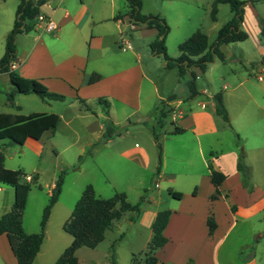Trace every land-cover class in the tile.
Returning <instances> with one entry per match:
<instances>
[{
  "label": "crops",
  "instance_id": "crops-1",
  "mask_svg": "<svg viewBox=\"0 0 264 264\" xmlns=\"http://www.w3.org/2000/svg\"><path fill=\"white\" fill-rule=\"evenodd\" d=\"M249 6L252 7L250 9L255 8L248 4L245 15ZM10 10L7 0H0V26L13 27L15 20L10 17ZM40 10L51 16L59 29L47 33L33 27L31 31L20 34L17 38L18 62L13 64V69L24 77L43 81L51 91L65 95L66 99L75 98L78 104L64 106L61 113L53 111V104H45L47 106L44 109H33L28 113L19 112L22 106L17 100L18 95L34 94L16 93L13 101H10L9 94L14 86L8 73H0V109L6 113L24 115L57 113L62 118L61 125L66 120L64 112L73 109L83 114L84 108L90 110V103L102 105L98 99L103 97L110 103L107 118H111L116 125L119 123V114H122V118L129 121L138 115V122L148 126L155 121L154 114L159 104H165L171 109L168 115L172 116L175 126L185 129L184 133L173 136L188 134L190 137L173 140L168 149L162 148V164L158 171L160 182L156 183L159 186V198L150 197L153 202L151 207L144 205L138 213L137 221L130 217V226L137 224L148 229L144 243L145 248H148L157 213L164 209L172 211L164 231L168 242L155 251L157 264H261L258 250L264 245V217L261 216L264 212V43L261 40L264 21L257 20L256 25L246 31L249 35L246 40L221 46L225 61L217 60L209 64L205 71L198 67L192 69L197 80L211 73L218 63H231L229 73L218 76L224 80L220 92L229 113V124L216 112L214 96L218 93L217 87L213 88V92L206 88L198 89L199 94L194 98H188V84L187 91L181 96L174 92L161 94L158 85L143 66V56L156 39L158 31L146 26H135L126 15V0H44ZM142 12L160 15L171 24L164 11L144 9V0ZM33 29L36 32L31 39H22L29 36ZM138 33L145 40V51L137 42ZM3 38L0 58L5 52L6 37ZM238 62L240 68L233 66L232 63ZM93 73L99 74L100 80L89 84L87 80ZM186 75L189 81L192 78L191 72ZM2 95H5L4 104L13 110L1 108ZM250 112L257 116L262 114V119L245 127L246 131L234 126V122L243 115L248 118ZM71 119L66 122L71 123ZM103 126L98 125V129L101 130ZM229 129L236 138L231 137L228 148L221 149L219 146L223 139L218 135ZM164 132L168 134L169 131ZM237 134L245 138L244 161L250 170L249 186L243 184L238 170L242 150L236 141ZM115 140H105L103 146L109 147ZM5 142L1 141L0 145ZM119 154L142 169H151V155L146 146L136 143L135 146L122 148ZM5 156V166L13 169L7 164L6 153ZM179 163L182 168L178 167ZM197 164L200 167L195 168ZM212 169L227 175L219 186L220 195L217 199L211 198L216 192L210 178ZM32 176L27 174L26 180L31 182ZM1 185V196L5 201L0 202V217L15 202V188L12 186L14 190H10ZM54 186L55 183L52 189ZM161 188L181 192L183 196L176 199L169 193L164 199ZM164 200L167 205H164ZM210 214L217 223L212 234L207 223ZM70 215L63 218L62 225ZM123 217H127L126 214ZM23 226L27 233H37L35 229L27 228L24 221ZM47 237L46 233L45 239ZM117 246L115 253L118 264ZM131 252L135 256V252ZM41 253L39 251L37 254L35 264H39ZM0 254L10 259L14 256L6 234L0 236ZM135 263L146 264L145 258L133 260ZM94 264L110 262L108 259L107 262L98 261Z\"/></svg>",
  "mask_w": 264,
  "mask_h": 264
},
{
  "label": "rangeland",
  "instance_id": "rangeland-1",
  "mask_svg": "<svg viewBox=\"0 0 264 264\" xmlns=\"http://www.w3.org/2000/svg\"><path fill=\"white\" fill-rule=\"evenodd\" d=\"M213 1L144 0V9L164 11L169 17L171 24H169L170 32L167 36L166 46L170 57H178L180 54L179 44L198 30H202L208 35L210 44L216 40L218 30L231 18L232 12L229 4L221 3L218 5L217 20L214 21L211 16ZM18 4L19 0H7L8 9H11V19L15 20L16 18ZM254 6V9H250L252 8L250 6L249 9L247 8L243 24L245 31L251 30L256 25L257 20L264 21V2H258ZM11 28L12 26H0V44ZM35 32L36 30L33 29L29 36H24L22 39H31ZM140 36L138 33L137 42L144 47L145 51V44L143 45L145 40ZM261 40L264 43L262 35ZM233 49L236 50V47L234 46ZM145 53L143 66L158 85L161 94L174 92L179 96L183 95L187 91L189 76L181 77L177 68H168L163 56L154 55L150 47H148V51L146 49ZM230 64L218 63L211 73L200 76L196 80L198 89L206 88L213 92V88L217 87L219 93L224 80H220L218 76L229 73L232 66ZM232 64L239 66V62ZM18 96L17 100L22 106V110L19 112L22 113H28L33 109H44L47 106L45 104H53V111L61 113L64 106H76L78 104H76L75 98L70 97L65 101L46 103L37 95ZM1 97V108L13 110L12 107L4 104L5 95ZM71 101L75 103L72 105ZM90 104H92L90 110L86 111L84 108L83 114L74 112L73 109L64 112L66 120L60 125V128H57L54 133L49 132L40 141L29 140L24 145L9 144L5 149L7 164L13 169H22L27 174H38V182L32 184V190L23 213V221L29 229L40 231V223L44 209L50 201L52 186L63 175L62 191L58 203L52 208L46 228L48 237L44 239L41 246L40 251L42 253L38 260L39 264H53L72 243L73 237L64 231L62 221L64 217L72 213L87 185H93L96 194L104 198L112 197L116 192H124L130 203L136 204L141 201V208L144 205L151 207L153 202L150 197L159 198V186L156 183L160 182L158 168L159 166L161 168V165H159V148L153 136V127L159 136L162 148L168 149L173 140L190 137L188 134L181 136L165 134L164 131L174 129L175 124L172 122V116L168 115L171 109L161 103L159 110L154 114L155 121L152 125L146 126L138 122V115L131 117L129 121L123 119L122 114H119L117 127L120 135L115 137L116 140L109 147L103 146L105 141L103 132L109 119L106 108L96 103ZM162 111L168 115L163 129L159 125ZM259 115L257 116L256 113L253 114L252 112L249 113L248 118L243 115L244 117L234 122V126L241 131H246L245 127L247 128L251 123L262 119V114ZM70 119L72 120L71 123L66 122ZM102 124L105 126L99 130L98 125L101 126ZM218 136L223 139V143L219 146L221 149L228 148L231 137L236 138L230 129ZM244 140L243 137L240 141L238 137L236 140L242 151H245ZM136 143L146 146L150 152L151 169L148 171L119 154L122 148L135 146ZM175 165L177 164L175 163ZM178 167L182 168V164L179 163ZM197 167H200L199 164L195 166V168ZM1 187L14 190L12 186L5 184H2ZM1 194L0 192V196ZM161 195L164 199L169 196L168 188H161ZM1 201H5L2 196L0 197ZM165 202L166 200H164ZM164 205H167V202ZM139 212H127V217H122L116 221L117 227L114 228V225L112 229L108 230L105 239L96 248H79L76 255L81 264H94L98 261L107 262L111 245L114 242H116V246L119 245L118 264H133V257L138 260L145 258L147 248H145L144 243L148 229L137 224L133 226L129 224L130 217L137 221ZM261 216L264 217V212ZM122 235L123 238H121ZM131 251L135 252V256ZM258 255L259 261L264 264V245L259 248ZM11 258L0 254V264H17L15 257L12 256Z\"/></svg>",
  "mask_w": 264,
  "mask_h": 264
},
{
  "label": "trees",
  "instance_id": "trees-1",
  "mask_svg": "<svg viewBox=\"0 0 264 264\" xmlns=\"http://www.w3.org/2000/svg\"><path fill=\"white\" fill-rule=\"evenodd\" d=\"M264 0H214L212 4L211 16L217 20L218 5L227 3L230 5L233 16L224 23L218 30L216 40L210 44L208 35L202 30L194 32L190 37L181 42L178 46L179 56L172 58L168 55L166 40L170 32V26L166 19L160 15L144 14L142 12L143 0H126V15L135 26H146L147 28L157 29L158 35L151 42L150 49L154 55L163 56L168 68H177L179 76L183 77L191 72L192 78L188 81V98H194L199 94L196 84V73L193 68L198 67L205 71L209 64L217 60L225 61V55L221 46L233 42L244 41L249 35L243 29L245 12L248 4L255 5ZM44 0H19L16 10L14 25L5 39V52L0 59V73H8L14 90L9 94V100L13 101L16 93L34 94L47 101H64L66 96L54 91L41 80L28 78L18 74L13 69V64L18 62L17 38L20 34L29 32L33 28L34 21L41 13L40 7ZM120 17V15H119ZM261 35L264 37V22L261 28ZM264 60V57H263ZM100 75L93 73L87 80L89 84L100 80ZM216 112L230 124V117L224 104L222 92L214 96ZM84 103L85 101L81 99ZM98 102L106 108L109 115L110 103L101 97ZM159 110V108H158ZM167 113L162 111V118L159 120L161 128L164 126ZM61 116L57 113H32L30 115L6 113L0 109V184L11 185L15 188V202L12 208L0 217V236L6 234L17 264H35V258L44 242L47 223L49 221L52 208L59 200L63 175L56 181L50 195V201L44 209L40 223V231L37 233H27L23 226V213L27 205L32 184L38 182V174H33L32 181L26 180L27 173L22 169H10L5 166V149L9 144L18 143L24 145L27 139L41 140L47 132L54 133L61 123ZM153 127V136L159 148V165L162 164V145L159 136ZM185 129L175 126L167 132L169 135H180ZM104 139L108 140L120 135L117 125L111 118L105 126L103 132ZM238 140L240 136L237 134ZM245 153L241 152L238 161V170L242 176L243 184L249 186L250 170L246 165ZM160 170V166L158 171ZM211 182L216 187V192L212 194V199H217L220 195L219 186L226 180L227 175L211 170ZM169 193L176 199H181V192L169 190ZM196 193V190L194 191ZM141 201L132 204L124 192H116L112 197L104 198L96 194L93 185H87L82 196L77 201L70 217L63 225L65 232L73 237L72 243L68 246L60 257L53 264H81L76 252L81 247L96 248L106 236L108 230L112 229L116 221H119L127 212H139ZM172 211L169 209L160 210L153 223V236L148 245L145 263L157 264L158 258L155 251L164 247L168 238L164 231L169 223ZM209 232L212 234L217 223L212 214L207 220ZM116 242L111 245L109 262L117 264ZM133 260H136L134 257ZM136 264V263H135Z\"/></svg>",
  "mask_w": 264,
  "mask_h": 264
},
{
  "label": "built area",
  "instance_id": "built-area-1",
  "mask_svg": "<svg viewBox=\"0 0 264 264\" xmlns=\"http://www.w3.org/2000/svg\"><path fill=\"white\" fill-rule=\"evenodd\" d=\"M33 27L47 33H54L59 29L57 22L51 16L43 13L38 15L34 21Z\"/></svg>",
  "mask_w": 264,
  "mask_h": 264
}]
</instances>
